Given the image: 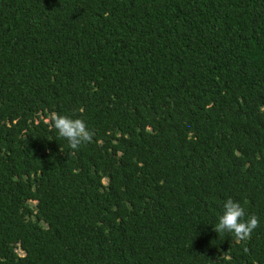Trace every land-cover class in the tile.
Returning a JSON list of instances; mask_svg holds the SVG:
<instances>
[{"label": "trees", "instance_id": "16d2710c", "mask_svg": "<svg viewBox=\"0 0 264 264\" xmlns=\"http://www.w3.org/2000/svg\"><path fill=\"white\" fill-rule=\"evenodd\" d=\"M0 264H264V0H0Z\"/></svg>", "mask_w": 264, "mask_h": 264}, {"label": "clouds", "instance_id": "9594fccd", "mask_svg": "<svg viewBox=\"0 0 264 264\" xmlns=\"http://www.w3.org/2000/svg\"><path fill=\"white\" fill-rule=\"evenodd\" d=\"M52 126L59 137L68 141L69 147L73 150H79L93 139V131L83 120L78 118L73 119L67 115L53 113ZM259 227L260 222L257 216H247L241 204L229 198L223 203V213L213 230L218 235L231 234L236 241L246 242Z\"/></svg>", "mask_w": 264, "mask_h": 264}]
</instances>
